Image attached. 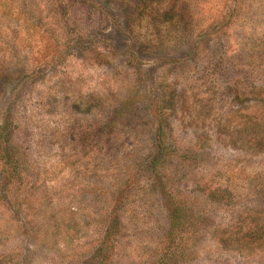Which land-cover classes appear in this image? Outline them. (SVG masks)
<instances>
[{
  "label": "rangeland",
  "instance_id": "obj_1",
  "mask_svg": "<svg viewBox=\"0 0 264 264\" xmlns=\"http://www.w3.org/2000/svg\"><path fill=\"white\" fill-rule=\"evenodd\" d=\"M261 230L264 0H0V264H264Z\"/></svg>",
  "mask_w": 264,
  "mask_h": 264
},
{
  "label": "trees",
  "instance_id": "obj_2",
  "mask_svg": "<svg viewBox=\"0 0 264 264\" xmlns=\"http://www.w3.org/2000/svg\"><path fill=\"white\" fill-rule=\"evenodd\" d=\"M161 136H158L157 137V141H158V146H159V151L161 153V150L164 148L163 147V144H162V141H161ZM157 160V157H153L152 160H151V163L153 164L155 161ZM222 193L221 191H210V194L212 195L213 198L217 199V194L218 193ZM162 194H164V198H165V201H166V204L168 206V214H169V220L171 222V230L170 232L172 231H176V225L178 222H180L182 219H183V215H182V208L180 206V203L178 202L177 198L171 194L168 193L167 190L163 189L162 190ZM223 194V193H222ZM224 196V195H223ZM258 230V229H257ZM169 232V233H170ZM258 233V232H257ZM262 234H264V230L260 231L256 236L257 238H262L264 237Z\"/></svg>",
  "mask_w": 264,
  "mask_h": 264
}]
</instances>
